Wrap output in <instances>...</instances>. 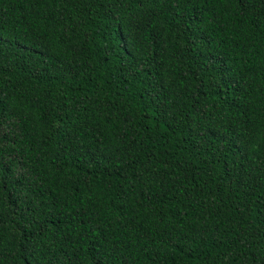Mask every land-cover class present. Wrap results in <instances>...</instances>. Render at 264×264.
<instances>
[{
  "label": "trees",
  "instance_id": "16d2710c",
  "mask_svg": "<svg viewBox=\"0 0 264 264\" xmlns=\"http://www.w3.org/2000/svg\"><path fill=\"white\" fill-rule=\"evenodd\" d=\"M0 264H264V0H0Z\"/></svg>",
  "mask_w": 264,
  "mask_h": 264
}]
</instances>
